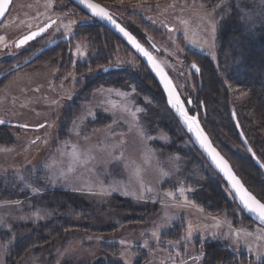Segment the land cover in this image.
I'll return each instance as SVG.
<instances>
[{
    "label": "rangeland",
    "instance_id": "rangeland-1",
    "mask_svg": "<svg viewBox=\"0 0 264 264\" xmlns=\"http://www.w3.org/2000/svg\"><path fill=\"white\" fill-rule=\"evenodd\" d=\"M94 1L113 6L116 19L134 29L187 111L198 113L248 186L258 191L240 144L224 129L214 133L209 127L219 126V115L211 118L201 106L205 78L189 64L203 55L217 63L227 81L219 27L233 8L245 28L264 34V0ZM52 20L43 36L17 49L20 37ZM88 21L99 24L70 0H12L0 23V73L54 38L71 35L0 78V120L26 126L0 125V264H207V243L232 253L227 264H248L241 253L252 255L249 264H264V229L236 204L212 216L189 198L218 175L194 148L140 59L104 26L82 25ZM107 66L115 70L104 74ZM118 71L127 74H114ZM232 81L229 91L245 97L246 90ZM57 192L79 204L57 208ZM61 217L72 226L61 238L11 251L39 224L59 225Z\"/></svg>",
    "mask_w": 264,
    "mask_h": 264
},
{
    "label": "trees",
    "instance_id": "trees-1",
    "mask_svg": "<svg viewBox=\"0 0 264 264\" xmlns=\"http://www.w3.org/2000/svg\"><path fill=\"white\" fill-rule=\"evenodd\" d=\"M113 1H128L140 4V2L144 0ZM145 1H151V4L153 5L162 3L166 0ZM201 1L211 2L213 4L219 3V0ZM109 7L107 8L111 11H117L115 8H112L113 6H111V8ZM225 16L222 21L223 23L218 30V51L223 59L225 75L228 76L226 78L227 81L231 82V80H233L232 82L235 85L245 89L246 91L244 92H246V96L244 97L238 92H230L229 87L227 86V81H225L224 77L220 75L216 69L217 63L214 65V63H210L205 56L197 55L198 58H196V61L192 63H195L199 67L200 76L205 78V82L200 85L199 90L200 94H202L201 106L208 111L209 115L207 116L212 118L214 114L217 116L219 115L218 117L220 120L217 119L219 120V126L215 128L214 123H210L211 125L209 126L214 130V133H217V129H224V132L228 133L230 140L233 139L234 141H237L243 148L238 138L237 129L231 117V114L234 113L248 145L253 150L257 159L264 166V34L261 33L260 35H257L250 29L245 28L238 11L233 8H231V12ZM123 24L132 34L135 35L136 38L138 37V34L134 32V29L130 27L127 22L124 21ZM84 25L88 28L103 27L102 25L95 23H87ZM103 29L110 32L105 27H103ZM95 35L96 34H94V36ZM116 38L118 37L116 36ZM114 74L127 73L118 71L116 73L114 72ZM202 126L209 135L212 143L218 148L222 155L226 157L236 174L250 190L251 188L248 186L247 182H245V176L237 171L235 164H233V160L227 152L219 146L217 140L211 133L212 130L207 127L205 121L202 122ZM243 150L245 151L244 148ZM246 154L249 165L246 164L247 166H245L246 168L248 167V172L253 177L257 175L256 188L258 191L256 190L255 192V190L252 189L250 191H252L254 195L264 203V179H261L262 173L247 152ZM197 187L196 190H193V192L189 195V198L192 200L195 199L197 204L207 214L213 216L219 214L222 210L229 211V209L232 208V203L235 204L219 177L207 178L205 183L201 185V188L200 186ZM10 194L12 195V193ZM57 198L59 201V207H56L63 210L65 206L76 208V205L79 204L72 202L70 196L64 193L57 192ZM70 225L71 223H69V218L67 217L60 219L59 225H56L55 221L44 223L43 225L39 224L37 229L32 233V236L30 235L20 239L14 244L11 251L14 253H22L33 244L49 243L55 238H61L64 230L67 227H72ZM165 235L167 236V233H165ZM207 244H211L210 246L208 245L210 249L209 247L203 249V252L207 255V259L209 260H207V264H227L228 261L231 260L228 259V257H233L232 253L228 254L226 249L212 243ZM223 254L227 255L224 256ZM239 257L241 258V262H245L247 260L249 264V262L252 261V255L241 253ZM237 262V260H232L230 264H237Z\"/></svg>",
    "mask_w": 264,
    "mask_h": 264
},
{
    "label": "water",
    "instance_id": "water-1",
    "mask_svg": "<svg viewBox=\"0 0 264 264\" xmlns=\"http://www.w3.org/2000/svg\"><path fill=\"white\" fill-rule=\"evenodd\" d=\"M70 1L97 23L101 24L109 31H111L114 35H116L119 39H121L140 59V61L147 68V70L161 89L164 95L166 106L176 118L184 133L188 136L194 148L205 159L211 170H213V172L221 179L240 212L253 223L264 229V203L261 202L253 193H251L247 189L246 185L232 168L230 162L212 143L209 135L202 126L198 113L195 112L193 114H190L187 111L183 99L181 98L179 92L177 91L176 87L174 86L173 82L171 81L170 77L168 76L167 72L160 64V62L127 28H125L116 19L111 11L103 4L94 0ZM11 2L12 0H0V23L4 19L11 5ZM53 23L54 20L48 22L38 29L28 32L27 34L20 37L17 40L16 44L18 46H23L33 40L40 38L52 26ZM70 37L71 35H66L48 42L43 47L37 49L30 57L24 59L21 63L15 64L5 72L1 73L0 78L29 64L41 53L57 46V44H59L60 42H68ZM189 68L194 72V74L199 73V68L195 63H190ZM113 69H115V67L107 66L102 69V72L106 73ZM187 103L188 106L191 105L190 99L187 100ZM231 117L237 129L238 138L241 145L251 157L253 162L257 165L258 169L261 171V179H264V166L257 159L255 154L253 153V150L248 145L247 140L245 139L240 129L235 114L232 113ZM0 125L26 127L17 123L3 122L1 120ZM40 127L41 126H38L36 128Z\"/></svg>",
    "mask_w": 264,
    "mask_h": 264
},
{
    "label": "flooded vegetation",
    "instance_id": "flooded-vegetation-1",
    "mask_svg": "<svg viewBox=\"0 0 264 264\" xmlns=\"http://www.w3.org/2000/svg\"><path fill=\"white\" fill-rule=\"evenodd\" d=\"M88 22H89V21H88ZM89 23H92V22H89ZM53 24H54V23H53ZM84 24H87V22H82V25H84ZM54 39H56V38H54ZM15 45L17 46V44H15ZM27 45H28V44L23 45V46H21V47L18 46V48H17V47H16V48H17V49H19V48L21 49V48H24V47L27 46ZM28 46H30V43H29ZM14 65H15V64H14ZM113 70H115V69H113ZM4 72H5V71H4ZM2 73H3V72H2ZM107 73H108V72H106V73H104V74H107ZM0 74H1V73H0ZM5 76H6V75H5ZM5 76H4V77H5ZM2 78H3V77H2ZM187 100H188V99H187ZM187 100H186V103H187ZM190 101H191V100H190ZM192 103H193V102L191 101V105H190L189 107L192 106ZM187 105H188V103H187Z\"/></svg>",
    "mask_w": 264,
    "mask_h": 264
}]
</instances>
